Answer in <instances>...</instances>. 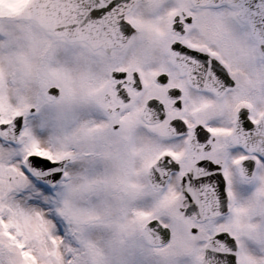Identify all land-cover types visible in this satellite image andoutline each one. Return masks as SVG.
Wrapping results in <instances>:
<instances>
[{
    "label": "snow or ice",
    "instance_id": "6c2138e0",
    "mask_svg": "<svg viewBox=\"0 0 264 264\" xmlns=\"http://www.w3.org/2000/svg\"><path fill=\"white\" fill-rule=\"evenodd\" d=\"M0 264H264V0H0Z\"/></svg>",
    "mask_w": 264,
    "mask_h": 264
}]
</instances>
